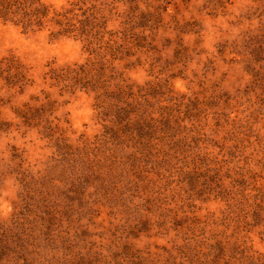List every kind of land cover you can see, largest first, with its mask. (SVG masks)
Here are the masks:
<instances>
[{
	"label": "rangeland",
	"instance_id": "374dc122",
	"mask_svg": "<svg viewBox=\"0 0 264 264\" xmlns=\"http://www.w3.org/2000/svg\"><path fill=\"white\" fill-rule=\"evenodd\" d=\"M83 1L123 49L109 65L173 129L140 162L81 176L104 122L93 92L51 73L92 55L0 20V61L29 79L0 78V230L29 243L0 264H264V0ZM49 100L57 140L23 117Z\"/></svg>",
	"mask_w": 264,
	"mask_h": 264
},
{
	"label": "trees",
	"instance_id": "16d2710c",
	"mask_svg": "<svg viewBox=\"0 0 264 264\" xmlns=\"http://www.w3.org/2000/svg\"><path fill=\"white\" fill-rule=\"evenodd\" d=\"M84 5L83 0L62 8H57L50 0H0V20L27 32L47 30L53 38L79 39L92 55L93 58L86 63L54 69L51 79L66 91L73 92L79 88L95 94V105L100 109L104 131L97 138L98 142L90 144L93 149L89 150V144L84 145L86 152H83L82 159L79 157L78 164L84 163L88 169L84 173L82 166L81 176L92 177L96 173L97 177H104L105 174L110 175L114 165L123 158L137 163L143 159L144 153L153 154L164 149L152 142L150 137L154 132H159L161 137L173 126L164 118L158 120L144 112L142 90L135 91L133 85L121 76L122 73L109 65L107 56L123 53V49L115 41L104 40L106 34H110L106 30L107 22H99L95 9ZM0 78L11 87L21 89L29 81L24 66L14 58L0 61ZM53 110V103L49 100L26 112L23 117L29 115L30 121H34L37 127H43L41 131L45 137L57 140V130L45 119ZM44 119L48 121L47 126H41ZM14 231L0 230V263L10 260L16 244L21 243L22 247L29 244L23 231Z\"/></svg>",
	"mask_w": 264,
	"mask_h": 264
}]
</instances>
